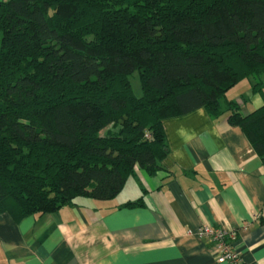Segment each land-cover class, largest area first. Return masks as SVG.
I'll use <instances>...</instances> for the list:
<instances>
[{
  "label": "trees",
  "instance_id": "obj_1",
  "mask_svg": "<svg viewBox=\"0 0 264 264\" xmlns=\"http://www.w3.org/2000/svg\"><path fill=\"white\" fill-rule=\"evenodd\" d=\"M244 79L258 106L227 98ZM198 108L264 164V0H0V213L114 198L162 168L165 120Z\"/></svg>",
  "mask_w": 264,
  "mask_h": 264
},
{
  "label": "crops",
  "instance_id": "obj_2",
  "mask_svg": "<svg viewBox=\"0 0 264 264\" xmlns=\"http://www.w3.org/2000/svg\"><path fill=\"white\" fill-rule=\"evenodd\" d=\"M163 126L162 168H137L114 198L79 197L21 219L0 213V264H225L201 225L233 230L243 261L264 264V164L243 130L204 108Z\"/></svg>",
  "mask_w": 264,
  "mask_h": 264
},
{
  "label": "built area",
  "instance_id": "obj_3",
  "mask_svg": "<svg viewBox=\"0 0 264 264\" xmlns=\"http://www.w3.org/2000/svg\"><path fill=\"white\" fill-rule=\"evenodd\" d=\"M201 237H206L217 246V262L225 264H247L235 251L230 239L235 232L222 226L201 225L197 231Z\"/></svg>",
  "mask_w": 264,
  "mask_h": 264
},
{
  "label": "rangeland",
  "instance_id": "obj_4",
  "mask_svg": "<svg viewBox=\"0 0 264 264\" xmlns=\"http://www.w3.org/2000/svg\"><path fill=\"white\" fill-rule=\"evenodd\" d=\"M130 81L132 88L134 92L138 95L141 94V86H140V81L138 77L137 71H135L131 76H130ZM246 95L249 98V105L250 106H258V104L261 103V95L259 92H252L251 90V85L249 83L248 79H244L241 82H238L234 87H232L228 93L226 94L227 98L229 99H235L239 97L240 95ZM251 107V108H253Z\"/></svg>",
  "mask_w": 264,
  "mask_h": 264
}]
</instances>
